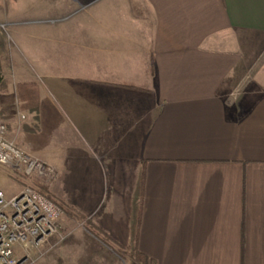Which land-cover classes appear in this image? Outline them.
<instances>
[{"label":"crops","instance_id":"0c3cea01","mask_svg":"<svg viewBox=\"0 0 264 264\" xmlns=\"http://www.w3.org/2000/svg\"><path fill=\"white\" fill-rule=\"evenodd\" d=\"M11 1L4 23L41 73L35 109L8 86L0 109L54 168L69 232L45 264H125L115 247L264 264V0Z\"/></svg>","mask_w":264,"mask_h":264},{"label":"built area","instance_id":"2783aa9c","mask_svg":"<svg viewBox=\"0 0 264 264\" xmlns=\"http://www.w3.org/2000/svg\"><path fill=\"white\" fill-rule=\"evenodd\" d=\"M0 166L15 176L50 183L55 171L49 164L34 158L8 138L6 122L0 118ZM62 208L35 186L24 185L7 195L0 189V264H27L30 249L39 250L50 240L61 242L63 234L58 223ZM21 246L17 253L15 246Z\"/></svg>","mask_w":264,"mask_h":264},{"label":"rangeland","instance_id":"374dc122","mask_svg":"<svg viewBox=\"0 0 264 264\" xmlns=\"http://www.w3.org/2000/svg\"><path fill=\"white\" fill-rule=\"evenodd\" d=\"M17 3L15 1L11 0H0V40L3 44L2 49L0 50V89H6L8 88H14L16 87L17 93L19 90L18 84H34L36 86V90L38 89L35 81L30 79H35L36 77L40 76L39 67L35 66L33 64H27L26 59L24 57V50H22L19 47L20 44V37L24 38L23 34L15 33L12 31L13 26H9V24L4 23V19L2 17L3 12H7L10 8L11 9H17ZM49 18V17H48ZM17 19V18H16ZM14 20V19H13ZM18 20V19H17ZM49 23V22H48ZM18 28V27H17ZM20 35V37H19ZM49 68V66H47ZM11 96V95H10ZM8 97L7 101L12 104L13 107H16V98L13 94L12 97ZM18 99L22 101L18 95ZM25 106L24 109H31L28 105ZM16 109V108H15ZM32 110V109H31ZM24 111V110H23ZM18 113V112H17ZM15 114L14 113H7L5 109H0V118H2L8 127H10V122L12 119H14ZM18 120L23 123V113H18ZM16 120V119H15ZM9 138V137H8ZM10 139V138H9ZM11 140V139H10ZM53 181V179L50 181V183ZM50 183H40L35 182L33 179H25L24 177L15 176L12 174V171L5 167L0 166V189H2L7 195H12L18 192L24 185H32L37 187L38 189H41L45 194H49V186ZM49 196V195H48ZM63 214V209H62ZM58 223L61 227V231L63 234H66V237L68 236V231L66 228L62 225L60 218L58 220ZM66 237L59 243L53 245L54 240H50L48 243L44 244L39 250H33L30 249L28 251L29 253V259L27 261V264H45L44 258L45 255L51 253L54 249H56L65 239ZM16 252L21 253V246L16 245L15 246ZM114 252L119 256L123 261H125V264H138L136 261L135 256H128L127 254L124 256H121V251L118 248L113 249ZM19 253V254H20ZM140 264V263H139Z\"/></svg>","mask_w":264,"mask_h":264},{"label":"trees","instance_id":"16d2710c","mask_svg":"<svg viewBox=\"0 0 264 264\" xmlns=\"http://www.w3.org/2000/svg\"><path fill=\"white\" fill-rule=\"evenodd\" d=\"M2 42L0 40V50L2 49ZM1 68V67H0ZM19 90L18 95L22 101H24V105H28L31 109H35V95H36V86L34 84H18ZM41 191V189H40ZM43 192V191H42ZM44 193V192H43ZM97 237H99L102 241H104V237H102L98 231H92ZM136 261L139 264H153L151 261H148L144 256L138 255L136 256Z\"/></svg>","mask_w":264,"mask_h":264}]
</instances>
